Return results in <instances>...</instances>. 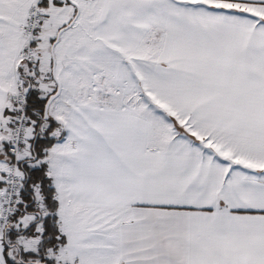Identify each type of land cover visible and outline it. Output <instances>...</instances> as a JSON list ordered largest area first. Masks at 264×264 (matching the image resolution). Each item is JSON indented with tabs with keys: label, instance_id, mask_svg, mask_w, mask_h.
<instances>
[{
	"label": "snow or ice",
	"instance_id": "snow-or-ice-1",
	"mask_svg": "<svg viewBox=\"0 0 264 264\" xmlns=\"http://www.w3.org/2000/svg\"><path fill=\"white\" fill-rule=\"evenodd\" d=\"M0 264H264V0H0Z\"/></svg>",
	"mask_w": 264,
	"mask_h": 264
}]
</instances>
